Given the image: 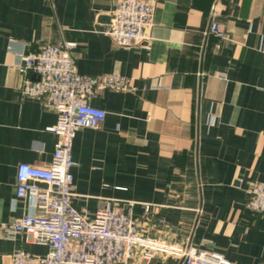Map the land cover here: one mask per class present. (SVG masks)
<instances>
[{"label": "crops", "instance_id": "crops-1", "mask_svg": "<svg viewBox=\"0 0 264 264\" xmlns=\"http://www.w3.org/2000/svg\"><path fill=\"white\" fill-rule=\"evenodd\" d=\"M119 1L0 0V221L31 209L15 195L17 165L47 164L58 141L55 112L22 93L11 47L72 41L80 73L127 80L88 99L106 116L73 136L72 206L91 215L102 198L131 201L142 237L264 261V214L246 193L264 181V0H155L149 38L128 47L105 33ZM17 248L47 252L22 233L0 237V264ZM129 264H144L138 249ZM149 264L183 263L155 252Z\"/></svg>", "mask_w": 264, "mask_h": 264}, {"label": "built area", "instance_id": "built-area-1", "mask_svg": "<svg viewBox=\"0 0 264 264\" xmlns=\"http://www.w3.org/2000/svg\"><path fill=\"white\" fill-rule=\"evenodd\" d=\"M155 6V0H120L105 33L123 47L148 39ZM209 31L218 38L226 37L218 22L211 21ZM74 45L65 40L42 42L36 51L27 53L10 46L23 75L22 93L40 99L55 112L56 122L49 130L58 141L47 164L17 165L15 195L29 198L31 209L18 219L0 221V237L22 233L45 244L47 252L33 255L17 248L10 254L9 264H129L137 249L144 264H149L155 252L180 257L183 264H233L216 251L167 245L138 235L131 201L102 198L91 215L72 206L73 136L80 128L98 127L106 116L104 109L88 99L100 89H122L127 81L119 74L80 73L71 52ZM246 193L248 208L264 214V181L250 182Z\"/></svg>", "mask_w": 264, "mask_h": 264}]
</instances>
